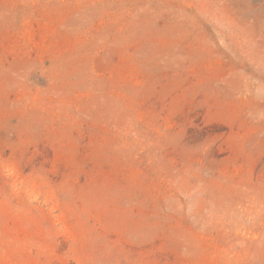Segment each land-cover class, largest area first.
I'll list each match as a JSON object with an SVG mask.
<instances>
[{"label": "rangeland", "instance_id": "obj_1", "mask_svg": "<svg viewBox=\"0 0 264 264\" xmlns=\"http://www.w3.org/2000/svg\"><path fill=\"white\" fill-rule=\"evenodd\" d=\"M0 264H264V0H0Z\"/></svg>", "mask_w": 264, "mask_h": 264}]
</instances>
